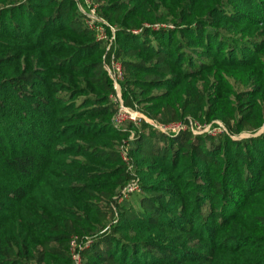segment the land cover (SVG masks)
Wrapping results in <instances>:
<instances>
[{"label":"trees","instance_id":"obj_1","mask_svg":"<svg viewBox=\"0 0 264 264\" xmlns=\"http://www.w3.org/2000/svg\"><path fill=\"white\" fill-rule=\"evenodd\" d=\"M90 1L0 0V264H264V0Z\"/></svg>","mask_w":264,"mask_h":264},{"label":"built area","instance_id":"obj_2","mask_svg":"<svg viewBox=\"0 0 264 264\" xmlns=\"http://www.w3.org/2000/svg\"><path fill=\"white\" fill-rule=\"evenodd\" d=\"M87 1L89 2L92 11V13L89 14L81 9V4L79 2V7L81 11L88 15L87 26L95 32L97 40L105 42L108 46V49H110L112 44L116 40V29L110 26L105 21L97 18L95 15V6L92 5L90 0ZM108 28L110 29V32L108 31ZM106 69L108 70L111 78L113 79L114 86L116 89V96H113V99L115 102L119 103V110L114 117V123L116 126L124 127L129 123L140 125L142 120H146L147 122L155 126L157 129L167 134H178L181 131H185L189 129L195 134L209 133L211 135H218L227 132L225 125L221 121L220 122L214 121L213 123L207 125H202L193 120H190L189 123H185V122H177L171 124L155 123L154 121L148 119L141 112L125 106L122 96L119 93H117V88L121 86L120 83L125 78V73L122 63L113 56L111 62L109 64H106ZM216 123H219L220 125L219 126L217 125L216 126L217 128H213L214 131L209 132L204 130L207 126L214 127ZM193 125H195L199 129V131L195 132V130H193ZM133 138H134V133H132L130 136V139ZM121 155L123 157V160L129 166V170L133 171V165L131 163L130 147L128 141L124 142L121 148ZM140 190L141 187H140L139 179L136 177L132 178L125 186V188L122 190V193L119 197V202L129 199L133 194L140 192ZM91 243H92L91 239H87L84 242L79 241L77 237H74L72 239L71 254L75 264H83L81 251L84 248L89 247Z\"/></svg>","mask_w":264,"mask_h":264},{"label":"rangeland","instance_id":"obj_3","mask_svg":"<svg viewBox=\"0 0 264 264\" xmlns=\"http://www.w3.org/2000/svg\"><path fill=\"white\" fill-rule=\"evenodd\" d=\"M79 2H80V4H81V9L84 11V12H87L88 14L89 13H92V11H91V6H90V4H89V2L87 1V0H79ZM117 93H119L121 96H122V94H121V86L120 87H118L117 88ZM220 122V121H219ZM219 126L220 124L219 123H216L215 124V126L214 127H212V126H207L204 130L205 131H214V129L213 128H217L216 126ZM223 125V124H222ZM193 130H195V132H197V131H199V129L195 126V125H193ZM263 131V129L260 131V132H262ZM249 136H251V134H249V133H243V134H241L240 136H238L237 138H247V137H249ZM132 198H134V196H132Z\"/></svg>","mask_w":264,"mask_h":264}]
</instances>
